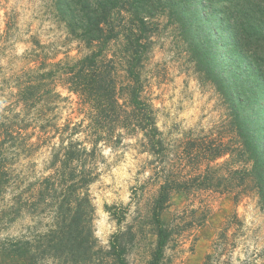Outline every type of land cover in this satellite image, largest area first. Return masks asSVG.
Returning a JSON list of instances; mask_svg holds the SVG:
<instances>
[{"label":"rangeland","instance_id":"374dc122","mask_svg":"<svg viewBox=\"0 0 264 264\" xmlns=\"http://www.w3.org/2000/svg\"><path fill=\"white\" fill-rule=\"evenodd\" d=\"M155 22L142 73V95L154 108L165 150L154 156L144 148L140 131L119 127L112 133L114 139L99 142L91 159L97 179L89 187L95 208L91 215L94 251L87 264H107L100 247L108 249L112 235L125 229L133 235L123 238L128 246L126 264H147L156 244L152 214L163 176H194L205 167L194 166L196 149L189 155L186 143L236 142L223 98L196 70L178 29L162 14ZM88 52L69 32L54 0H0V161L6 178L0 196V239L33 238L50 228V195L45 193L42 201L38 193L44 178L55 172L53 160L64 156L71 140L88 150L92 146L87 137L91 132L89 104L57 76L43 75L52 64ZM119 72L120 81L124 73ZM120 133L122 139L116 142ZM239 190L235 192L242 214L220 226L206 264H257L264 257V210L254 191ZM217 193L216 189L172 193L161 219L178 233L161 264H188L199 229L219 210ZM107 205L118 216L124 214L120 224ZM203 212L207 217L199 226ZM40 264L66 263L46 258Z\"/></svg>","mask_w":264,"mask_h":264},{"label":"trees","instance_id":"16d2710c","mask_svg":"<svg viewBox=\"0 0 264 264\" xmlns=\"http://www.w3.org/2000/svg\"><path fill=\"white\" fill-rule=\"evenodd\" d=\"M54 1L69 32L89 52L56 62L43 75L57 76L89 104L91 132L87 137L92 146L88 150L71 140L64 156L53 160L55 172L44 178L38 193L42 201L45 193L50 195L52 225L33 238L0 239V264H40L46 258L87 264L94 251L91 215L95 208L89 187L97 179L91 159L99 142L114 139L117 127L132 129L142 133L146 151L154 156L164 153L166 145L154 108L142 95L143 68L152 32L157 29L155 19L161 14L178 29L196 70L223 98L236 142L186 143L189 155L196 149V161L191 163L205 167L194 176H163L152 214L156 244L147 264H161L178 233L161 219L173 192L216 189L233 193L237 202L236 188L243 193L251 190L264 210V0ZM55 66L62 68L55 70ZM119 71L124 73L120 81ZM115 137L119 142L122 134ZM83 154L88 157L83 159ZM223 157V162L213 164ZM5 185L0 161V196ZM106 207L120 224L124 214L120 217L113 206ZM206 217L204 212L199 216V226ZM128 233L131 229L119 230L108 249L100 247L107 264H126L128 246L123 238Z\"/></svg>","mask_w":264,"mask_h":264},{"label":"crops","instance_id":"0c3cea01","mask_svg":"<svg viewBox=\"0 0 264 264\" xmlns=\"http://www.w3.org/2000/svg\"><path fill=\"white\" fill-rule=\"evenodd\" d=\"M219 210L211 213L207 223L199 229V235L195 243L194 250L187 256L188 264H205L207 255H211L212 239L221 230V225L227 223L231 217H240L242 214V205L237 203L232 193H217ZM257 264H264V257L258 258Z\"/></svg>","mask_w":264,"mask_h":264},{"label":"built area","instance_id":"2783aa9c","mask_svg":"<svg viewBox=\"0 0 264 264\" xmlns=\"http://www.w3.org/2000/svg\"><path fill=\"white\" fill-rule=\"evenodd\" d=\"M224 258H225V255L223 254Z\"/></svg>","mask_w":264,"mask_h":264}]
</instances>
